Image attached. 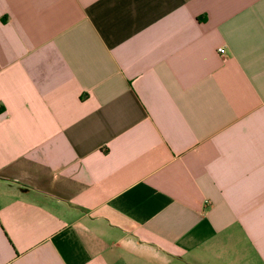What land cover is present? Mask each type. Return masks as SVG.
Returning a JSON list of instances; mask_svg holds the SVG:
<instances>
[{"label":"crops","instance_id":"1","mask_svg":"<svg viewBox=\"0 0 264 264\" xmlns=\"http://www.w3.org/2000/svg\"><path fill=\"white\" fill-rule=\"evenodd\" d=\"M0 264H264V0H0Z\"/></svg>","mask_w":264,"mask_h":264},{"label":"built area","instance_id":"2","mask_svg":"<svg viewBox=\"0 0 264 264\" xmlns=\"http://www.w3.org/2000/svg\"><path fill=\"white\" fill-rule=\"evenodd\" d=\"M217 52H218V53H223V49H222V48H219V49L217 50Z\"/></svg>","mask_w":264,"mask_h":264}]
</instances>
